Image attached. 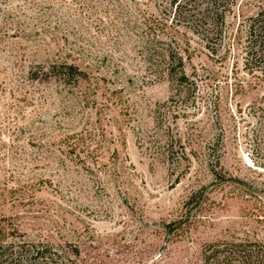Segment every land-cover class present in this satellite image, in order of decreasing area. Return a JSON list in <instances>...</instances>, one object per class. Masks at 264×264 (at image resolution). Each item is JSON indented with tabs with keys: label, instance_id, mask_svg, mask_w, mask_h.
<instances>
[{
	"label": "rangeland",
	"instance_id": "rangeland-1",
	"mask_svg": "<svg viewBox=\"0 0 264 264\" xmlns=\"http://www.w3.org/2000/svg\"><path fill=\"white\" fill-rule=\"evenodd\" d=\"M220 4L208 40L168 0H0L1 240L72 243L78 264L264 243V74L244 48L264 0ZM162 31L194 83L148 58Z\"/></svg>",
	"mask_w": 264,
	"mask_h": 264
},
{
	"label": "trees",
	"instance_id": "trees-1",
	"mask_svg": "<svg viewBox=\"0 0 264 264\" xmlns=\"http://www.w3.org/2000/svg\"><path fill=\"white\" fill-rule=\"evenodd\" d=\"M199 1L206 2V7H198ZM168 4L175 6V15L179 17L184 14L183 18L189 27L208 40L211 31L218 28L219 21L223 19L225 10L230 5H222L220 0H168ZM215 4L212 14L209 5ZM166 22L167 19L159 23L166 25ZM247 32L244 47L248 56L246 66L251 69L257 67L264 74V7L250 17ZM165 36L168 35L162 31L152 37L148 45V58L178 86L194 83L185 71L184 57L175 44L176 39L172 36L169 40L171 42H167ZM53 67L57 72L53 71L51 75L62 74L73 79L87 75L73 63L61 62ZM48 75L50 74L46 73L47 77ZM202 253L203 264H264V243L260 241L210 243L204 247ZM79 256V247L72 243L53 245L42 241L0 239V264H78Z\"/></svg>",
	"mask_w": 264,
	"mask_h": 264
}]
</instances>
